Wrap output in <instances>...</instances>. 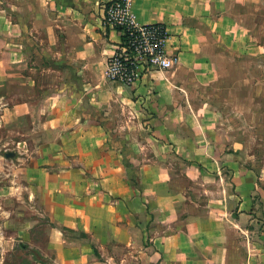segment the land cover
<instances>
[{"label": "crops", "instance_id": "1", "mask_svg": "<svg viewBox=\"0 0 264 264\" xmlns=\"http://www.w3.org/2000/svg\"><path fill=\"white\" fill-rule=\"evenodd\" d=\"M110 1L0 0V63L2 49L12 52L31 128L51 129L56 145L34 184L56 227L45 255L52 264H264V152H242L236 108L223 119L217 98L220 81L251 84L264 53L229 5L252 13L260 0H134L135 21L163 25L176 60L131 87L105 77L120 42L103 25ZM227 55L247 63L242 78L221 71ZM120 143L132 147L127 164Z\"/></svg>", "mask_w": 264, "mask_h": 264}, {"label": "rangeland", "instance_id": "2", "mask_svg": "<svg viewBox=\"0 0 264 264\" xmlns=\"http://www.w3.org/2000/svg\"><path fill=\"white\" fill-rule=\"evenodd\" d=\"M229 9L239 21L253 28L255 37L264 49V0L253 6L252 13L234 4L229 5ZM4 45V41L0 40V49ZM1 51L0 264H52L49 256L45 254L49 252V238L54 237L56 227L50 219L48 207L41 204L40 191L34 184L38 185L41 181L39 169L44 168L45 156L56 145L48 142L52 137L51 133L48 134L51 129L39 127L33 131L31 128V113L30 116L26 113L27 99L31 101V98L26 95L24 70L15 68L12 52L3 49ZM227 56V60L221 64V71L228 74L235 70L237 76L242 78L247 70V63ZM231 59H235V67L232 66ZM251 69V84L243 78L220 81L223 91L217 98L223 104V119L230 118V109L236 108L235 120L241 124L245 138L242 152L260 156L264 152V53L253 57ZM10 72H21L23 78H10ZM34 99V104L39 106V97ZM116 149L126 155L123 161L127 164L132 147L120 143ZM150 156L147 157L151 158ZM172 162L180 167L185 165L179 160ZM131 175L134 177L133 173ZM172 186L181 190L185 183L176 178ZM154 259L152 257L150 264L154 263Z\"/></svg>", "mask_w": 264, "mask_h": 264}, {"label": "built area", "instance_id": "3", "mask_svg": "<svg viewBox=\"0 0 264 264\" xmlns=\"http://www.w3.org/2000/svg\"><path fill=\"white\" fill-rule=\"evenodd\" d=\"M134 0H112L104 7L103 25L117 30L120 42L107 60L106 79L131 87L149 71H164L175 62L164 52L167 37L161 24H139L130 13Z\"/></svg>", "mask_w": 264, "mask_h": 264}]
</instances>
